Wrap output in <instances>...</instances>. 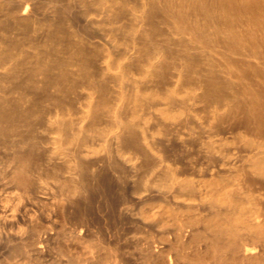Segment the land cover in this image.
<instances>
[{"label":"bare ground","instance_id":"bare-ground-1","mask_svg":"<svg viewBox=\"0 0 264 264\" xmlns=\"http://www.w3.org/2000/svg\"><path fill=\"white\" fill-rule=\"evenodd\" d=\"M0 264H264V0H0Z\"/></svg>","mask_w":264,"mask_h":264}]
</instances>
